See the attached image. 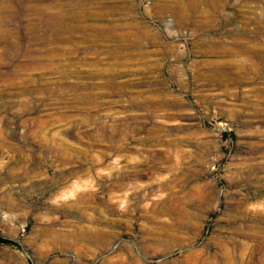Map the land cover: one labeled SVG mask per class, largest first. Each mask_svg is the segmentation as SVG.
Here are the masks:
<instances>
[{
	"label": "rangeland",
	"instance_id": "rangeland-1",
	"mask_svg": "<svg viewBox=\"0 0 264 264\" xmlns=\"http://www.w3.org/2000/svg\"><path fill=\"white\" fill-rule=\"evenodd\" d=\"M0 264H264V0H0Z\"/></svg>",
	"mask_w": 264,
	"mask_h": 264
},
{
	"label": "trees",
	"instance_id": "trees-1",
	"mask_svg": "<svg viewBox=\"0 0 264 264\" xmlns=\"http://www.w3.org/2000/svg\"><path fill=\"white\" fill-rule=\"evenodd\" d=\"M0 240H1V241H4V242H11L10 240H8V239H4V238H1V237H0Z\"/></svg>",
	"mask_w": 264,
	"mask_h": 264
}]
</instances>
